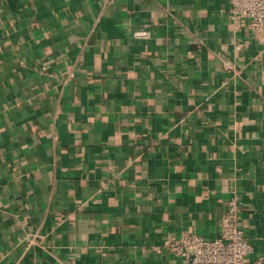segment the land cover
<instances>
[{"label":"crops","instance_id":"1","mask_svg":"<svg viewBox=\"0 0 264 264\" xmlns=\"http://www.w3.org/2000/svg\"><path fill=\"white\" fill-rule=\"evenodd\" d=\"M229 7L0 0V264H182L233 191L264 255V43Z\"/></svg>","mask_w":264,"mask_h":264},{"label":"built area","instance_id":"2","mask_svg":"<svg viewBox=\"0 0 264 264\" xmlns=\"http://www.w3.org/2000/svg\"><path fill=\"white\" fill-rule=\"evenodd\" d=\"M228 14L235 25L245 18L255 39L264 43V0H229ZM151 30H133L136 39H148ZM225 69H234L232 61L223 60ZM242 198L233 191L227 199L226 210L221 221L218 237L208 238L196 232H188L181 237L168 238L162 248L167 249L182 264H247V258L254 247L242 225L240 212ZM252 264H264V255L258 256Z\"/></svg>","mask_w":264,"mask_h":264}]
</instances>
